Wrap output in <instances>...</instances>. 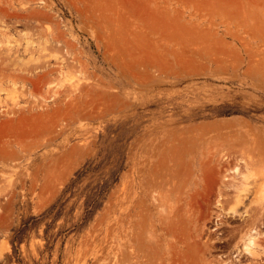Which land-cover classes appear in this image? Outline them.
Returning <instances> with one entry per match:
<instances>
[{
    "label": "rangeland",
    "instance_id": "374dc122",
    "mask_svg": "<svg viewBox=\"0 0 264 264\" xmlns=\"http://www.w3.org/2000/svg\"><path fill=\"white\" fill-rule=\"evenodd\" d=\"M262 214L264 0H0V264H239Z\"/></svg>",
    "mask_w": 264,
    "mask_h": 264
},
{
    "label": "trees",
    "instance_id": "16d2710c",
    "mask_svg": "<svg viewBox=\"0 0 264 264\" xmlns=\"http://www.w3.org/2000/svg\"><path fill=\"white\" fill-rule=\"evenodd\" d=\"M103 165H104V161L102 160V155L100 153L92 161L88 162V164H86V166H84L82 170L76 173L75 179L72 180L71 183L66 187L65 191L63 192V195L61 196L59 201L52 207L50 213H52L57 208L59 202L63 199L65 194L67 195L72 192L76 184L84 180L85 177H88L89 175H94L100 172L102 170ZM105 192H106V188L102 189L100 192L95 194L94 198L92 199V201H90V204L86 208V211L88 213L93 212L94 209H96L99 199H101L102 194Z\"/></svg>",
    "mask_w": 264,
    "mask_h": 264
},
{
    "label": "flooded vegetation",
    "instance_id": "af4514ba",
    "mask_svg": "<svg viewBox=\"0 0 264 264\" xmlns=\"http://www.w3.org/2000/svg\"><path fill=\"white\" fill-rule=\"evenodd\" d=\"M260 228L264 229V223L263 222H262ZM254 232H255V230H254ZM256 232H255L256 233V238L255 237H253V238H255V240L257 239L256 241L259 244H257L256 246L254 245L255 246V247L253 246L254 249L250 245L253 250L252 249H249L250 247H247L244 250H240V252L238 253L239 255L238 254H234L232 256L235 259V261H237L239 264H264V245L263 244H260V242H259L260 239L262 240L261 242H264V230L262 231L261 229H258V231H256ZM260 234L262 235L261 238H260V236H261ZM257 236L260 239H258ZM247 242H248V238H247ZM259 246H260V248H259ZM218 251H220L222 253L220 255H217L219 257L226 258V257L230 256V252L229 251L228 252L227 251H224V250H218ZM249 251L252 252V253H250ZM254 252L257 255L254 254ZM258 254H260V255H258ZM227 262L228 263L229 262H232V260L231 259H228Z\"/></svg>",
    "mask_w": 264,
    "mask_h": 264
},
{
    "label": "bare ground",
    "instance_id": "6f19581e",
    "mask_svg": "<svg viewBox=\"0 0 264 264\" xmlns=\"http://www.w3.org/2000/svg\"><path fill=\"white\" fill-rule=\"evenodd\" d=\"M215 127V126H214ZM243 185L245 186L246 185V183L244 182L243 183ZM38 207V206H37ZM234 210H235V208H233ZM260 221H264V214H262V216H260V217H255V218H253V220H252V223H251V226H254V225H257ZM253 230V229H252ZM255 232H256V230H255ZM254 232V233H255ZM257 233V232H256ZM261 233V232H260ZM259 235V234H258ZM261 235V234H260ZM255 238H256V236H254ZM262 237V235L260 236V238ZM248 238V237H247ZM255 238H253V237H250V238H248V242L247 243H245V244H247L248 246L249 245H251L252 247L255 245H257V244H259V243H257V239L255 240ZM257 238H258V236H257ZM260 238H258V239H260ZM247 241V240H246ZM260 241H262V240H260ZM259 241V242H260ZM264 243V242H263ZM247 246V247H248ZM254 246V247H255ZM247 247H245V248H247ZM254 247H253V249H254ZM263 247V246H262ZM259 248H260V246H259ZM249 249H252V248H249ZM252 249V250H253ZM247 250V249H246ZM251 250V251H252ZM250 252V251H249ZM250 253H252V252H250ZM254 254H256L255 252H254ZM239 255V254H238ZM257 255V254H256ZM258 255H260V254H258ZM2 257V252L0 251V258Z\"/></svg>",
    "mask_w": 264,
    "mask_h": 264
}]
</instances>
